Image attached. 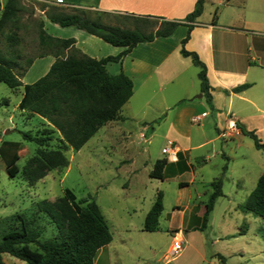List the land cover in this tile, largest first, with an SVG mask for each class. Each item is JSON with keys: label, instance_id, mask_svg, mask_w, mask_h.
<instances>
[{"label": "rangeland", "instance_id": "obj_1", "mask_svg": "<svg viewBox=\"0 0 264 264\" xmlns=\"http://www.w3.org/2000/svg\"><path fill=\"white\" fill-rule=\"evenodd\" d=\"M7 1L0 0V17ZM18 1L19 11L15 21L6 22L0 31V50L4 53L13 49L19 51L20 61L24 65L27 59H34L22 77L24 84L33 83L45 75L56 60L54 55L40 57L42 53L49 51L40 41L43 29L46 33L60 38H75L77 48L98 59L116 55L121 49L85 30L51 22L47 17V8H44L51 5L49 1ZM68 4L71 6H59L66 11H72L75 8L72 6L84 7L106 23L130 28L141 25L146 32L156 30L161 21L150 18L148 23H143L125 15H98L81 1ZM224 16H229L228 10L224 12ZM10 34L17 36V42L9 40ZM76 50L75 47L67 50L65 55L78 52ZM148 90L141 89L129 101L128 109L126 106L123 110V120L110 122L100 128L80 150L66 148L65 154L69 159L66 167L50 170L44 178L30 184L24 169L35 154L37 144L25 139L22 131L31 130L33 134L50 135L52 139L48 146L52 147L60 143L59 132L52 134L46 131L45 127L49 123L43 122L39 115L31 116L19 108L24 86L14 89L0 82V241L11 229L9 217L15 213L36 219L34 222L42 228L43 239L54 236L55 226L45 216L33 213L34 204L41 199L55 201L68 187L79 198L92 196L97 200L113 233V241L100 250L95 264H221L219 258L214 256L217 252L225 255L230 264H264V218L247 214L238 208L244 191L248 186H253L252 180L258 165L264 168V149H257L253 138L245 133L241 136V148L238 146L242 141L239 138L226 137L219 141L218 144L228 143L235 152L246 154L245 158L237 159L234 167L229 165L236 174L243 172V164L247 163L248 168L250 162L254 172L246 177L245 187H239V195H236L233 182L222 171L226 170L224 162L228 164V161L219 157L218 162H213L218 163L219 167L207 162L205 172L208 171V176L215 174L216 178L222 177L226 195L215 204L207 227L204 230H194L193 227L202 225L201 216L204 213L198 216L199 211L196 209L199 205H195L196 209L193 211L194 201L198 198L197 184L183 186L181 183L188 180V172L185 173L174 165L167 167L164 179L151 177L149 174L158 158L167 157L162 148L171 147L167 138L170 118L145 125L144 121L128 114L132 109L135 114L145 115L147 119L144 120L147 121L148 117L156 114L153 104L158 100L154 97L155 100L150 104L153 106L146 108ZM171 115L172 110L170 117ZM194 127L198 126L195 124ZM179 129L182 131L184 127ZM141 133L146 134V137H142ZM212 146L210 144L202 149L205 155L209 154ZM12 157L15 161L9 166L8 162ZM242 160L246 162L241 164ZM16 168L17 171L14 170ZM240 185L243 184L240 182ZM159 191L163 192L164 203V210L159 217V229L144 230L146 216ZM199 199L206 205L209 197ZM184 209L188 211L184 227L188 231H184L182 227L181 213ZM246 214L247 216H243ZM18 224L19 222L16 223ZM179 227H182L180 235L174 229ZM241 231L246 233L240 234ZM235 233L236 237L230 236ZM176 236L183 243L180 251L172 254L171 247ZM3 258L6 264H26L9 253H4Z\"/></svg>", "mask_w": 264, "mask_h": 264}, {"label": "trees", "instance_id": "obj_2", "mask_svg": "<svg viewBox=\"0 0 264 264\" xmlns=\"http://www.w3.org/2000/svg\"><path fill=\"white\" fill-rule=\"evenodd\" d=\"M205 1L197 0L194 10L182 20L163 19L159 22L158 28L151 32L143 30L141 25L130 28L106 23L84 7L72 6L75 7L72 11H66L59 6V2H50L51 5L44 8H47V17L51 22L64 27L74 26L85 30L114 46L124 47V50L117 55L98 59L77 48L75 38H60L46 33L43 29L40 33V41L48 47L49 51L42 53L40 57L54 55L56 60L49 71L33 83L24 84L22 77L34 59H27L24 65L20 61L19 51L13 49L4 53L0 50V82L14 89L24 86L19 108L27 111L31 116L39 115L44 122L48 120L50 124L45 127L46 131L52 134L59 132L60 143L52 147L48 146L49 140L52 139L50 135L33 134L31 130L22 131L25 139L37 144L35 154L24 169L30 184L44 178L50 170L66 167L69 164L65 154L66 148L80 150L100 128L121 117L122 107L134 93V82L123 70L117 74L111 73L107 65L122 60L138 43L150 42L159 36H169L179 25L186 24L188 33L182 40L181 53L183 56L191 57L193 63L200 68L202 91L208 92L211 86L206 64L200 59L198 53L185 48V43L191 36V30L199 23L197 18L204 11ZM18 11L19 1L8 0L0 17V31L6 22L15 21ZM93 13L100 15L103 12ZM125 16L143 23H148L150 18H157ZM212 22L217 23L216 12ZM9 40L17 42L18 38L15 34H10ZM74 47L78 52L65 55L67 50ZM250 85L245 83L233 90L239 92ZM239 128L253 138L257 149H264V142L255 130H249L242 125ZM14 161L12 157L8 165H12ZM168 162L167 157L157 159L150 171V176L164 179ZM14 170L17 171L18 168ZM212 187L213 191L203 215L202 228L209 221L216 199L224 195L222 177L216 178L212 182ZM241 208L264 218V173ZM163 210V192L159 191L146 216L144 230L159 229V217ZM33 213L45 216L55 226V235L43 239L42 228L34 222L36 219L27 218L22 213H15L9 217L11 229L2 236L0 241V264H6L3 258L4 253H9L25 261L26 264H95L99 251L114 238L97 200L92 196L79 198L68 187L55 201L49 199L36 201ZM17 222H19L18 225H16ZM216 256L221 264H230L225 255L217 253Z\"/></svg>", "mask_w": 264, "mask_h": 264}, {"label": "crops", "instance_id": "obj_3", "mask_svg": "<svg viewBox=\"0 0 264 264\" xmlns=\"http://www.w3.org/2000/svg\"><path fill=\"white\" fill-rule=\"evenodd\" d=\"M45 1H61L60 5L81 1L94 11L111 15L157 17L161 21L163 19H184L194 10L197 2V0ZM226 10H228V17L224 16ZM215 12L217 13L216 24L212 22ZM197 20L199 23L191 30V36L185 43V48L198 53L200 59L207 66V75L211 86L207 93L202 91L199 77L200 68L193 63L191 57L183 56L181 53L182 40L188 33L186 24L179 25L169 36H159L153 41L138 43L122 60L111 62L107 67L113 74L123 70L132 78L134 93L130 100L141 89H149L145 105L146 108L154 105L156 114L148 117L147 121L144 120L147 119L145 115L135 114L131 109L128 112L131 117L144 121L145 125H152L157 121L160 122L161 119L167 121L170 118L167 138H169V142L173 141L171 148L175 147L178 154L175 158L167 154L169 162L165 170L167 167L176 165L179 170L189 174L188 180L181 182L183 186L197 184L198 198L194 201L193 211L196 209L195 205H199L196 210L199 211L198 216L200 217L205 213L206 205L199 198L210 197L213 191L212 182L216 179L215 174L208 176V171L205 172L207 162L219 167L218 163H213L215 160L218 162L219 157L228 161V164L224 162L226 170L222 171H225V176L228 175V178L233 182L236 195H239V187H245L246 177L254 172L251 162L247 168V163L243 164L246 160H242L241 164L245 165H242L243 172L236 174L229 165L234 167L237 159L245 158L246 154L235 152L236 150L232 146L229 147L228 143L218 144L219 141L226 137L243 138L241 136L244 132L239 128L242 125L249 130H255L264 142V0H206L204 11ZM120 48L117 54L124 50V47ZM245 83L251 85L239 92L233 90ZM153 97L158 102L156 101L150 106L155 100ZM129 101L122 107L121 117L111 122L125 118L123 110L126 106L128 109ZM170 110H172L171 117ZM22 111L24 112V110ZM197 115H201L202 118L198 123H195L193 117ZM46 121L50 124L48 120ZM232 121H235L239 126L233 127ZM195 124L198 127H194ZM179 127H184V129L180 131ZM241 140L238 143L240 148L243 144V139ZM210 144L213 146L211 150L209 149V154L205 155V151L202 149ZM165 147L162 148V152ZM230 159L231 163L229 164ZM263 173L264 168L258 165L255 178L252 180L254 188L248 186V189L244 191L242 202L238 204L239 209L256 188ZM240 182L243 184L242 186ZM223 192L224 195L216 199V205L219 199L226 195L224 189ZM187 214V210H182L181 221L184 231H188L187 228H184ZM247 214L243 216H247ZM207 225L203 228L202 225L196 226L193 229L204 230ZM182 227L174 228L178 231V235L182 233ZM230 236L236 237V233L230 234ZM175 240H179V238L176 236ZM173 244L171 248H173Z\"/></svg>", "mask_w": 264, "mask_h": 264}, {"label": "built area", "instance_id": "obj_4", "mask_svg": "<svg viewBox=\"0 0 264 264\" xmlns=\"http://www.w3.org/2000/svg\"><path fill=\"white\" fill-rule=\"evenodd\" d=\"M58 2H59V3H62L61 1H58ZM201 118H202L201 115H197V116L193 117V122L198 123V122L201 120ZM232 126H233V127H236V126H238V124L235 123V121H232ZM142 137L145 138L146 135L143 133V134H142ZM169 144H170V145H173V141H170ZM163 152L166 153V154H169V156H170V157H173V158H175V157L177 156V154H178V151L175 149V147H174V148H171V147H165V148L163 149ZM182 243H183V242H182V240H180V239L175 241V243H174V245H173V248H172V254H175V253H177V252L180 251V248H181V244H182Z\"/></svg>", "mask_w": 264, "mask_h": 264}, {"label": "water", "instance_id": "obj_5", "mask_svg": "<svg viewBox=\"0 0 264 264\" xmlns=\"http://www.w3.org/2000/svg\"><path fill=\"white\" fill-rule=\"evenodd\" d=\"M7 132H9V131H7Z\"/></svg>", "mask_w": 264, "mask_h": 264}]
</instances>
